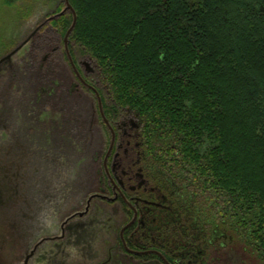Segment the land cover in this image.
Wrapping results in <instances>:
<instances>
[{
  "label": "trees",
  "instance_id": "1",
  "mask_svg": "<svg viewBox=\"0 0 264 264\" xmlns=\"http://www.w3.org/2000/svg\"><path fill=\"white\" fill-rule=\"evenodd\" d=\"M14 1H24L23 13L27 10L36 17L26 29L57 16L64 6L62 0ZM68 4L75 25L67 52L73 64L82 58L95 62L93 80L104 87L98 91L106 118L110 114L118 120L122 106L147 113L159 134V146L169 149L174 144L182 164H205L212 193L236 196L243 209L240 218L253 221V242L264 262V0H68ZM72 17L71 12L63 13L37 35L41 38L45 32L68 65L63 38ZM26 75L19 74L15 84L23 100L31 94L23 84ZM27 108L20 118L24 124L15 121L26 139L22 145L28 151L53 150L35 155H46L41 160L45 163L61 161L67 177L60 180L65 195L71 186L66 179L74 177L73 154L63 151L69 144L74 149L70 121L61 118L60 123L58 115L45 112V120L56 121L43 136L37 131L43 113L36 118ZM174 132L177 137L171 141Z\"/></svg>",
  "mask_w": 264,
  "mask_h": 264
},
{
  "label": "flooded vegetation",
  "instance_id": "2",
  "mask_svg": "<svg viewBox=\"0 0 264 264\" xmlns=\"http://www.w3.org/2000/svg\"><path fill=\"white\" fill-rule=\"evenodd\" d=\"M17 3L24 8V1L0 0V12L17 15L20 26L26 18L10 11ZM24 36L13 34L9 45L0 38V67L8 68L0 87L30 63V44L20 48ZM65 54L73 73L76 66L83 79L79 61L73 64L66 50ZM81 86L94 96L92 82L76 77L74 91L84 92ZM130 114L124 112L113 122L117 116L106 113L114 128L111 132L101 121L103 127L95 130L100 134L97 142L92 134L81 142L74 131V177L66 179L71 186L65 195L60 185L63 164L33 162L16 136L15 149L25 153L13 154V164H24V193L16 182L9 188L8 196L21 201L16 203L19 208H7L18 219L7 228L0 226V248H5L0 250V264H235V260L238 264L227 251L239 244L249 250L247 257L263 260L253 242V221L240 218L243 209L236 196L213 194L205 164H177L174 152L156 145L157 138ZM45 116L39 119L44 126ZM79 150L86 153L80 156ZM33 164L40 165L38 180Z\"/></svg>",
  "mask_w": 264,
  "mask_h": 264
},
{
  "label": "rangeland",
  "instance_id": "3",
  "mask_svg": "<svg viewBox=\"0 0 264 264\" xmlns=\"http://www.w3.org/2000/svg\"><path fill=\"white\" fill-rule=\"evenodd\" d=\"M63 5L64 6L62 8V12L63 10H65V4ZM15 7L17 9L13 8L14 9L13 10L12 8H10V11H12V13L13 11L14 13H16L17 10L20 9L19 12L21 18H23L25 13L24 17L26 18V22L21 21L20 26L19 23L17 22V17H18L17 15L14 16L10 15L9 17H7L5 16V13L0 12V27H1L0 38L8 40L9 42L7 43L8 45L11 42V37L13 34L19 32L20 34L23 33L24 36L27 24L30 25L32 21L36 20V17L35 16L33 17L32 14H30L27 10H25L23 13V7L21 4L17 3L15 4ZM27 12L29 13V15ZM65 12L70 13L69 10H66ZM28 17H29V22H27ZM8 20L12 22L8 23ZM72 22H73V17H72ZM34 23L29 28L24 38L22 37L23 38L22 40L25 39L24 43H26V41L29 40V44H30L29 45L30 63L28 66L26 65V68L24 70L25 74L27 73V75L25 78H23L24 80L23 84H25L30 89L31 94L35 93L33 94L35 96H31L30 94L29 96L31 97L30 100L28 99L29 97L27 98L26 96H24L25 100H23L20 97L21 96L19 95L20 90L15 86V84L18 85V81H19V75L16 73L13 74L10 83L7 82L5 84H2V86L0 87V135H4V138L6 139L5 140L4 138H1L0 136V197L4 196L5 192H8L9 188L13 186V183L15 184V182L19 187L21 194L24 193L23 191L24 175H25L24 166H23L24 164H13V161L16 160L13 157V154L21 156L25 152L23 150L17 152V150L15 149V142H13V140L18 137L21 140V144H23L24 140H26L25 137H23V131H20L22 129L18 130L15 121H17L18 119L23 123V120L20 118H23L24 113L28 112L27 106L32 108L33 110L32 113H34V116L36 118L39 117L40 113L47 112V114L48 113L51 114L52 117L58 115L57 119L59 120V122L64 118L69 119L70 124L68 126L71 129L69 133L71 135L74 134V131L78 130V135L75 137V139L77 140L82 139L84 141V139L89 138V135L91 134L94 137V141L97 140V136L100 134L98 133V131L95 130H101V128L103 127L102 124L103 125L105 124L110 129L111 132H112L111 129L114 128L112 122H109V119L106 118L103 111L101 110L102 100L100 99L98 88L103 89L104 87L100 86L98 80L96 81L94 79L95 82L93 80V76L96 72L95 62L92 59H87V58L80 59L78 63L80 64L79 65L80 69L83 70L84 78L81 79L78 71H76L75 69L76 66H74V73L76 75L75 76L73 70H71L68 64L64 63L61 58L60 60H58L59 50L57 49V51H55L57 48V44L51 43L50 40L44 36L45 32L43 33V36L40 35L42 36L41 38H38L39 35L35 34L30 41L31 35L37 29V26ZM67 39L64 42V38H63V47L66 51H67ZM21 55L23 54L21 53L20 56ZM19 64L22 65L23 63L19 62ZM17 68L18 67H15L13 71H16ZM0 70H8V68L5 69L0 67ZM18 72H20V70ZM76 77L79 78L80 82L81 80H85L86 82L90 80L94 85V89H93L94 96L98 99L97 104L98 106H100L99 108L100 116L98 115V111L96 108L97 106L92 93L88 92V90L84 86H81L84 92H82L81 90L74 91V80ZM19 85L21 86L22 83L20 82ZM28 101H30V106L28 104ZM31 104H33V106ZM126 107L122 106L120 115H122L124 112L131 113L130 115H132V117L134 116L137 117L143 123L146 129L150 132L151 137H153L154 139L159 137V134L156 133V130L154 128L155 127L154 122L148 120L147 113L145 114L142 112L134 113L132 109ZM152 108H155V106L153 105ZM152 112L156 114L155 110H153ZM17 114L18 116L16 117L15 115ZM93 114H95L96 116H94ZM24 120L26 123L27 120L25 118ZM119 120H114L113 122H118ZM46 121H47L46 126H44L41 121L37 123L38 133L42 134L43 129L47 131V129H49V126H53V124L55 123L54 121L56 120L50 119ZM101 121L102 124L100 123ZM32 124L33 122L29 121L27 126L30 127ZM45 130L43 131V133H45ZM93 131L95 133H93ZM99 132L102 133L101 131ZM175 135L176 134L174 132L171 136L170 139L171 141L174 140ZM108 136L110 137L109 134ZM61 137L64 139V135ZM68 139L70 140V137H68ZM82 140L80 141L82 142ZM154 142L156 145H158L156 141ZM163 144L165 145V142H163ZM173 145L174 144H172L169 148V150H172L174 152L172 159L177 161V164H182V161L180 160L182 158V155L179 153V151H177L176 147ZM66 147H67L65 148L66 150L63 151H65V153H70V156L72 153L73 154L72 161H74V149L70 147V144ZM173 147L174 149H171ZM31 149L34 150L32 151L27 150L26 153L28 156H30L32 161H33L32 159L33 157H37L35 155V151L36 152L39 151L38 153L39 155L51 154L49 151L53 152L52 149H49V151H47V149L44 150L42 148L40 149L36 147H32ZM157 149H160L159 146H157ZM84 153L86 152L83 151L82 154ZM45 157L47 156L45 155L42 158L38 156L37 157L38 159H36L34 162L42 164L44 163V161L41 160H44ZM23 161L24 160H20L19 162H23ZM57 163L61 164V161H57ZM47 164H51V163H47ZM33 166H37L35 180H38L41 177L40 165L33 164ZM11 176H15L14 181H12ZM62 176L66 177V175H62ZM235 198L238 200L237 197ZM30 202H34V199H32ZM13 215L14 214L12 211H10V209L9 210L1 209L0 226L3 223L4 228H7L8 227L7 224H10V222L13 221V219L15 220L18 219V217L14 218ZM242 245L239 244L236 250L230 249V252L227 251V255L229 256L231 255L233 259L237 258L238 264H264L263 260L258 258L257 255L253 254L254 255V256L252 255L253 257H251V255L250 257H247L246 254H248L249 250L246 249L244 245L243 246ZM13 247L16 248L15 245H13ZM235 264H237L236 260H235Z\"/></svg>",
  "mask_w": 264,
  "mask_h": 264
},
{
  "label": "water",
  "instance_id": "4",
  "mask_svg": "<svg viewBox=\"0 0 264 264\" xmlns=\"http://www.w3.org/2000/svg\"><path fill=\"white\" fill-rule=\"evenodd\" d=\"M62 3L65 4V10H63V12H61L60 14H58V15L55 16V17L47 18L42 24H40V25L37 27V29L34 31V33L31 35L30 41H31V39L33 38V36H34L35 34L38 33V31L42 28L43 25H46L47 23H49L50 21H52L54 18L60 17V16L66 11V10H69V11L72 13V15H73V22H72L70 28L68 29V31H67L66 34H65L64 42L66 41V39L68 38L69 34L71 33V31H72L73 28H74V25H75V16H74V13H73L71 7H70L69 4H68V0H62ZM28 43H29V40L26 41V43H23V45H21L20 48H22L23 46L26 45V46H25V49H26V47L28 46ZM20 48H19V49H20ZM21 51H23V50H21ZM4 71H5V70H0V78H1L2 75L4 74ZM99 108H100V106H99ZM9 191H11V190H9ZM9 191H8L4 196L0 197V205L3 206L4 209H7L9 206H10V207H13L14 209L19 208V207H17L16 203L19 205L21 199L18 198V197H16V199H14V196H13V197H12V196H11V197L8 196ZM9 195H10V194H9ZM6 238L8 239L7 236H6ZM9 240H11V238H9ZM1 249H5V248L1 247L0 250H1ZM13 249L16 250V248H14V247H13Z\"/></svg>",
  "mask_w": 264,
  "mask_h": 264
},
{
  "label": "bare ground",
  "instance_id": "5",
  "mask_svg": "<svg viewBox=\"0 0 264 264\" xmlns=\"http://www.w3.org/2000/svg\"><path fill=\"white\" fill-rule=\"evenodd\" d=\"M58 18V17H57ZM55 19V18H54ZM58 60H59V55H58Z\"/></svg>",
  "mask_w": 264,
  "mask_h": 264
}]
</instances>
